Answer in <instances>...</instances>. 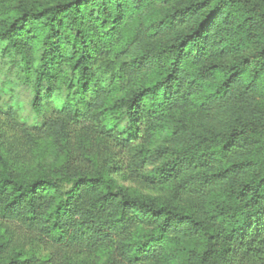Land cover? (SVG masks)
<instances>
[{
  "label": "trees",
  "instance_id": "trees-1",
  "mask_svg": "<svg viewBox=\"0 0 264 264\" xmlns=\"http://www.w3.org/2000/svg\"><path fill=\"white\" fill-rule=\"evenodd\" d=\"M1 44L0 264H264V0H0Z\"/></svg>",
  "mask_w": 264,
  "mask_h": 264
},
{
  "label": "rangeland",
  "instance_id": "rangeland-1",
  "mask_svg": "<svg viewBox=\"0 0 264 264\" xmlns=\"http://www.w3.org/2000/svg\"><path fill=\"white\" fill-rule=\"evenodd\" d=\"M20 58L13 53H8L4 45H0V142L7 152H11L22 163L31 160L28 147H24L23 133L31 130L37 120L30 108V84L25 79ZM50 109V108H49ZM48 111L44 118H49ZM119 184L125 188L136 191L146 197H167L168 191L144 187L134 181L120 179ZM38 256H43L39 249H33Z\"/></svg>",
  "mask_w": 264,
  "mask_h": 264
}]
</instances>
